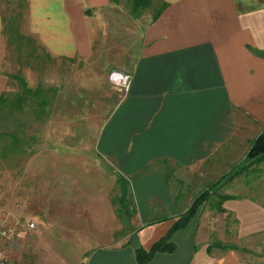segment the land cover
<instances>
[{"label":"crops","instance_id":"0c3cea01","mask_svg":"<svg viewBox=\"0 0 264 264\" xmlns=\"http://www.w3.org/2000/svg\"><path fill=\"white\" fill-rule=\"evenodd\" d=\"M21 18L23 37L74 63L59 74L60 94L83 104L73 116L100 124L89 153L72 162L66 148L55 174L41 172L59 175L68 206L55 228L30 210L33 227L13 240L11 264H37L36 241L48 230L63 252L45 264H135L134 250H148L188 208L189 183L210 181L211 166L238 164L264 130V0H150L134 12L131 0H23ZM4 50L0 11V66ZM3 86L0 74V96ZM35 171L28 161V185ZM119 180L132 208L127 225L111 201ZM237 180L225 186L234 184L226 194L234 201L221 206L229 228L198 215L200 206L170 236L173 251L146 264H264V203Z\"/></svg>","mask_w":264,"mask_h":264},{"label":"rangeland","instance_id":"374dc122","mask_svg":"<svg viewBox=\"0 0 264 264\" xmlns=\"http://www.w3.org/2000/svg\"><path fill=\"white\" fill-rule=\"evenodd\" d=\"M22 4L23 0H0L2 36L5 41L0 66V74L4 79L0 96V227L2 229L5 227L3 230L6 233V238L2 240L0 246V264H11L13 240L20 239L22 237L20 233H27L22 230L23 226L34 224L30 210L42 212L45 220L53 224V228L58 227L59 219L65 215L60 212L68 206L61 197L59 175H51L44 179V175L40 174L46 172L50 175L51 170L55 174L54 166L59 165L56 162L60 161L62 154H66L64 152L66 148L67 154L73 156L67 159L72 162L77 161L76 156L81 154L82 150L83 154L89 153L84 148H87V144L93 139L92 131L100 124L99 119L73 116L83 104L80 101L75 102L72 92L71 96L60 94L59 74L68 69L73 71L74 63L49 59L33 41L22 36L20 33ZM157 8L159 4L156 3L153 10ZM85 106L90 107V104L86 103ZM75 124L79 125V129H71L73 132L71 133L69 127H74ZM86 129L89 132L85 135ZM252 141L253 139L246 145L249 147ZM244 151V149L241 152L235 151L237 155L233 160L236 161L241 153H245ZM28 161L34 162L36 170L35 182L32 183L31 179L29 185ZM230 168L226 166L218 169L211 166L215 173L211 174L210 181L189 183L195 192L192 199L227 174ZM223 171L226 173L223 174ZM56 178L58 179L53 183V179ZM235 179L247 186L244 192L247 197L253 192L264 203V158L249 166L233 180ZM233 186L234 184L228 187L230 189L224 187L215 195H211L199 208L198 215H211L214 217L212 222L216 224L223 219L229 228L234 219L230 213L224 215L221 206L225 202L234 201V197L226 195L235 193ZM119 190V182L116 181L111 201L114 203L116 217L127 225L133 214L126 219L120 209L117 203ZM127 202L130 204V201ZM57 234L58 232L52 230L40 233L34 249L37 264H45L41 258L49 257L52 260L61 256L63 246ZM227 234L230 236L231 232ZM15 247L14 255L17 251Z\"/></svg>","mask_w":264,"mask_h":264},{"label":"trees","instance_id":"16d2710c","mask_svg":"<svg viewBox=\"0 0 264 264\" xmlns=\"http://www.w3.org/2000/svg\"><path fill=\"white\" fill-rule=\"evenodd\" d=\"M115 0H112L114 2ZM132 11L138 8L149 6L150 0H131ZM264 158V130L259 133L250 143L244 158L235 166L231 167L227 174L220 177L218 180L208 186V189L200 192L195 196L188 208L181 214L167 230L164 236L153 243L148 250L138 248L134 250L135 264H146L155 253H170L174 249V245L169 241L172 233L183 228L189 220L194 216L197 209L211 196L215 195L220 189L231 183V181L245 171L249 166ZM119 198L117 203L120 209L125 214L126 219H129L132 213V208L127 202L126 187L127 183L124 180H119ZM114 205V203L112 202Z\"/></svg>","mask_w":264,"mask_h":264},{"label":"built area","instance_id":"2783aa9c","mask_svg":"<svg viewBox=\"0 0 264 264\" xmlns=\"http://www.w3.org/2000/svg\"><path fill=\"white\" fill-rule=\"evenodd\" d=\"M123 85H124L125 87H127L128 83H127V82H124ZM32 227H33L32 224H29V225H28V228H32ZM5 238H6V233H5V231L0 227V241H2V240L5 239Z\"/></svg>","mask_w":264,"mask_h":264}]
</instances>
